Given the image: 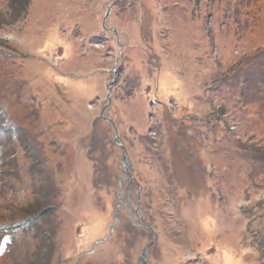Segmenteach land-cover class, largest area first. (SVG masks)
Here are the masks:
<instances>
[{
    "label": "rangeland",
    "instance_id": "rangeland-1",
    "mask_svg": "<svg viewBox=\"0 0 264 264\" xmlns=\"http://www.w3.org/2000/svg\"><path fill=\"white\" fill-rule=\"evenodd\" d=\"M115 2L0 0V264H264V0Z\"/></svg>",
    "mask_w": 264,
    "mask_h": 264
},
{
    "label": "water",
    "instance_id": "water-1",
    "mask_svg": "<svg viewBox=\"0 0 264 264\" xmlns=\"http://www.w3.org/2000/svg\"><path fill=\"white\" fill-rule=\"evenodd\" d=\"M119 0H116L115 3H117ZM111 8V7H110ZM108 15V12L106 13V16ZM108 32H111V33H114L116 39H117V45L118 47L120 48V43H119V40L117 38V34L115 33L114 30H108ZM121 57V55H120ZM110 98H111V91L108 92V95H107V100H106V103L104 105V110L105 108L107 107V105L109 104L110 102ZM103 114V113H102ZM111 127H113V131H114V140H115V144L117 145V147L122 151V158H123V164H124V172H125V175L127 173L128 174H132L131 173V163L129 161V158L127 156V152L125 151L123 145L121 143H119V135L115 129V126L114 124L107 118H103ZM104 241H98L96 242V244H100V243H103ZM153 245V242H151L144 250H143V254L142 256L140 257V260H139V263L138 264H147V259H146V256H147V251L149 250V248Z\"/></svg>",
    "mask_w": 264,
    "mask_h": 264
},
{
    "label": "flooded vegetation",
    "instance_id": "flooded-vegetation-1",
    "mask_svg": "<svg viewBox=\"0 0 264 264\" xmlns=\"http://www.w3.org/2000/svg\"><path fill=\"white\" fill-rule=\"evenodd\" d=\"M107 95H108V93H107ZM107 95H106V97H105V101L107 100ZM111 99V98H110ZM105 105V104H104ZM103 109H104V107H103ZM102 109V112H101V114H100V117L103 119V118H106L105 116H104V111L105 110H103ZM103 113V114H102ZM110 120V119H109ZM106 122V121H105ZM107 123V122H106ZM115 126V125H114ZM116 129V128H115ZM117 131V130H116ZM114 132V131H113ZM92 133H93V131H92ZM118 133V132H117ZM119 135V134H118ZM154 235H155V233H154Z\"/></svg>",
    "mask_w": 264,
    "mask_h": 264
},
{
    "label": "trees",
    "instance_id": "trees-1",
    "mask_svg": "<svg viewBox=\"0 0 264 264\" xmlns=\"http://www.w3.org/2000/svg\"><path fill=\"white\" fill-rule=\"evenodd\" d=\"M26 2H27V0H25V4H26ZM25 4H24V9L26 10V8H25ZM23 8H22V12L24 11L23 10ZM25 12V11H24ZM45 214H46V212H45ZM45 214H42V216H44ZM39 216V215H38ZM41 216V215H40ZM34 219H36V218H33L32 220H28V222H27V224L29 225V224H31V223H33L34 222Z\"/></svg>",
    "mask_w": 264,
    "mask_h": 264
}]
</instances>
